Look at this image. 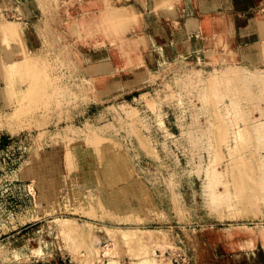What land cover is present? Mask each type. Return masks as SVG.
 Listing matches in <instances>:
<instances>
[{"label": "rangeland", "instance_id": "obj_1", "mask_svg": "<svg viewBox=\"0 0 264 264\" xmlns=\"http://www.w3.org/2000/svg\"><path fill=\"white\" fill-rule=\"evenodd\" d=\"M192 1L191 6L187 4L189 9L183 8L185 10L180 9L178 3L173 5L182 17L172 25L166 18L167 12L154 9L153 0H147L146 22L147 27L150 26L147 31L152 30L155 35L147 37L148 42L144 39L146 44H152L153 38L157 43L166 41L169 32L184 36L183 28L195 23L197 29L201 15L212 12L213 16L214 11L227 16L230 27L227 36L212 37L218 31L210 21L208 34L199 36L195 47L191 45L192 40L186 39L183 46L168 56L151 54L150 57V53L144 51L146 44L142 45L141 51H134L132 57L145 60L134 66L137 72L129 78L123 70L124 59L113 58L107 34H99V26L95 25L96 14L106 3L116 5L117 0H0V25L5 20L27 24V32L19 36L18 50H41L43 65L37 64V75L33 72L34 79L31 73L29 80L38 83L36 87L41 86L47 93L65 78H74L82 88L76 98L66 102L46 97L37 105V111L23 113L25 116L18 114L23 115L17 116L19 119L6 114L0 116V244L24 238L30 228L45 223L52 215L71 216L79 222L90 219L97 225L105 222L123 227L126 224L149 228L167 226L172 229L174 239L161 248L151 246L144 251L153 252L158 259H170L174 264H264V241L257 237L240 236L231 240L215 237L197 243L182 234V225L187 226L190 234L197 233L200 237L204 227L219 232V229L229 228L230 223L255 226L257 217L264 224V97L260 98L258 84L251 78L253 72L264 69V44H261L264 33L251 25L256 16L264 18V0H230L224 6L221 0L203 6L199 0ZM187 10L192 13L185 18ZM2 31L0 53L3 54V46L4 51L11 48L10 44L15 47L9 50L13 53L15 43L1 45L5 42L3 35H7ZM255 40L261 42L257 44ZM248 41L254 44L246 43ZM146 50H150V45ZM147 53L148 56L144 55ZM4 54L8 55L6 51ZM227 65L238 72V76L227 73L230 78L226 94L238 101L239 111L232 108L231 99L226 96L222 104H228L229 117L247 118L251 129L248 136L243 137L245 145L235 146L233 139L224 135L225 131L213 127L216 98L209 95L206 77L214 68L221 73ZM0 83H3L1 79ZM12 88L20 92L19 87ZM14 89L13 93L0 95V112L11 109L14 104L18 106L17 96L21 95L17 92L15 95ZM222 91L225 92L224 88ZM146 100L150 101L149 106L143 103ZM131 107L136 111L130 115L126 111ZM239 125L240 120L233 122L234 129ZM230 145L234 152L237 150L235 153L230 154ZM80 149L88 166L76 155ZM105 150L113 156L114 162L117 152L123 156L124 166L116 173V178L110 176V168L104 162ZM212 156L216 158L214 163ZM60 158L73 161L71 165L64 162L60 166L62 173L55 169L58 164L54 159L59 161ZM93 162L103 172L102 181L90 176L91 172L98 171L88 164ZM28 163H32L33 171ZM41 168L46 175L42 176ZM25 172H33L35 177L28 178ZM210 173L216 178H210ZM100 185L113 192L109 196L113 207L99 196ZM216 185L224 191L221 190V196L228 200V204L218 208L209 206ZM79 191L84 192L88 201L74 204L71 197L77 200L75 192ZM65 194L70 201L62 200ZM44 196L58 200H53L50 206L47 204L51 215L37 219L40 212L46 213V206L37 205ZM140 196L146 197L148 205L143 204V209L139 210L135 207L141 203ZM233 215L236 220L228 219L227 216ZM127 245L103 241L96 250L91 244L92 264L108 263L110 258L118 264H135L131 255L139 248ZM65 246L69 248L46 224L41 244L18 245L13 253L0 258V264H81L85 251ZM109 248L113 255H108ZM243 250L248 253L240 258Z\"/></svg>", "mask_w": 264, "mask_h": 264}, {"label": "bare ground", "instance_id": "obj_2", "mask_svg": "<svg viewBox=\"0 0 264 264\" xmlns=\"http://www.w3.org/2000/svg\"><path fill=\"white\" fill-rule=\"evenodd\" d=\"M117 1H118V3L116 5L106 3L105 8H102L100 10V12H98V14H96V16H95V21H96L95 25L97 24V26H99L98 27L99 32H100L99 34H101V35L107 34L108 41L110 42L109 49L112 52L113 58L115 60H117L119 58L124 59L123 70H125V72H126L125 77L132 78V77H134V74L137 72L136 68H135V67H137L136 64L138 62L145 60L144 58L141 59L137 56L132 57V53L136 50L141 51L140 46H142V45H143V47L145 46L146 41H147V37L150 36L152 38L153 35H155V34L152 32V30L147 31V29H149V27H150V26L147 27V22H146L148 20L147 16L149 15V11L147 10V7H148L147 6V0H117ZM181 1L182 0H153V8L156 10L161 9V10H164L165 12H167L166 18H167L168 22L173 25V24L178 23V21H180V19H179L180 16L176 15V13L179 14L178 10L175 11L173 8V5L178 3L179 5H181V6L178 5L179 8L180 9L182 8V10H185L186 8L183 9L184 7H187L189 9V7H188L189 2H191V3L194 2L192 0L191 1L183 0L182 2ZM189 6H191V4ZM190 9H191V7H190ZM168 10L171 11V13ZM104 11L107 14H104L105 13ZM190 12L191 11L189 10L188 13H190ZM183 13H186V12L185 11L181 12V14H183ZM209 13H206V14L204 13L201 15V21L199 20L197 22V25H196L197 29L194 32H188V33L184 32V36H179V33L175 34V33L169 32L171 38L168 39L167 41L163 42V43H157L156 39L153 38L154 41L152 42V44H146V46L144 47L145 49L143 48L145 53L149 52L150 54L147 53L144 55L148 56V54H149V56H150L152 54L151 56H157V57L158 56H160V57L168 56L170 53L175 52L178 47L183 46L184 45L183 42H185L186 39L192 40L191 45H193L194 47L197 46L199 43L198 37L199 36L202 37V35H204L205 32H206V34H208L209 28H208L207 24L210 21L214 22V24L216 26V30L218 31V33L212 34L211 36L212 37H220V38L226 37L230 31L229 22L226 21V19H224L223 15L218 13V12H217V14H213V16H211ZM208 19H209V21H208ZM24 23L26 26L27 25L26 22H24ZM133 23L135 24V26H133ZM130 24H132V26ZM142 24L144 26H146V29L142 28V26H143ZM1 25L0 26L2 28L0 27L1 28L0 31L3 29L4 34L7 33V35L9 34L8 36H10V39H9V37L7 35H3V40L5 42H3V40H2L1 43L3 42L5 44L2 43L1 45H7L8 46V43L13 42L16 44V50L15 51L13 50V53H11L12 51H9V50H11V48L15 49V47L13 48L12 47L13 45H11V44L9 45V47L11 46V48L6 46V49H8V48L9 49L5 50V51L7 52L8 55L10 53L9 56L8 55L6 56L4 54L5 53V51H4L5 47L3 46V49L1 48V50H3L4 55L0 53V71H1L0 72V76H1L0 79L3 81V83H0V91L3 92V93L0 92V95L5 94L6 92L8 95V94H10L9 93L10 91L13 93L12 90L14 88H12V87L15 85L17 88L18 87L20 88L18 90L20 92L18 93L17 90L14 89L15 90L14 94L17 92L18 95H21V97H20L21 99L19 98V96H17L18 99L20 100L19 101L17 98H15L16 97L15 96L14 99L18 100V103H17L18 106H15V104L13 105V107H12V105H9L12 108L5 110L4 111L5 113L0 112V116H3L6 114V116L10 115L13 117L14 116L17 117L18 114H21V113L22 114L26 113L25 115H27V113H30L32 111H37L38 110L37 105H39V102H41L42 100H44L46 97H49V96L51 97V99L54 98L55 100H57L59 102H62V101L66 102L69 98H72V97L76 98L78 96V93L80 92V90L82 88L80 87V84L76 80H74V78H71V79L65 78V79H61L59 82H56V84H54V89L52 90L51 93H47L44 90V88H42L41 86H40V89H39V87H36L38 85V83L32 82V80H29V77H30V74L32 73V77L34 78L33 72L37 71L36 70L37 64L39 66L43 65L42 56H41V54H39L41 50H39V51L38 50H33V51L27 50L26 52L22 51V50H24V48L23 49L21 48L22 50H18L17 44H19V42H20L19 36H22L27 32L25 29V26L22 22L8 21V20L6 21L5 20L4 23L2 21ZM95 25H93V26L95 27ZM128 25H130V27ZM251 25H254L255 27H257L261 34L264 33V18H260V17L256 16L255 21L252 22ZM127 27H129V29L126 30L125 32H123L124 28H127ZM187 27H188V25H187ZM190 27H192V26H190ZM140 28H142V29L140 30ZM119 32L121 33V35ZM91 33H94V32H91ZM0 34H1V32H0ZM2 34H1V36H2ZM118 35H120V36H118ZM262 36H264V34ZM0 38H2V37H0ZM6 38L9 39L7 44H6ZM144 39H146V41H144ZM255 41L256 42H254V43H257V44H258V42H261L259 40H255ZM262 41L264 42V39ZM263 42L261 44H264ZM246 43H250L252 45L253 41H248ZM149 45H150V50L147 51L146 49L148 48ZM187 47H190V46H187ZM225 47L226 46H224V48ZM211 51H212V49H211ZM36 59H37V61H36ZM43 59H45V58H43ZM160 60H161V58H160ZM42 72H41V74H42ZM227 73L234 75V76H238L237 69L234 68L233 66L227 65L226 68H224L221 73L218 72L217 68H214V71L211 72L206 77V84H208L209 95L210 96L213 95L216 98L215 99L216 104H215V108L213 110V113L215 114L216 119L214 118L215 123H213L214 124L213 127H215L216 129H218L220 131H223V133L225 131L224 135L226 136L228 134L229 135L228 138L231 137L233 139L235 146H238L240 144L245 145L246 144V138H243V137L248 136V133L251 129L250 125L247 122V118L245 116L237 117L235 115L229 117V111L227 108L228 104H224V105L222 104V99L224 96H226V97L231 99L230 103H231L232 108H234L236 111H239V107H238V103H237L238 101L236 99H234L233 97H231L230 94H226L227 92H229V87L227 84H228V80L230 78L229 74L227 75ZM38 74H39V72H38ZM35 75H37V72ZM251 76H252L251 78L253 79V81L258 84L260 98H263L264 97V69L256 70V72H253ZM13 77H15V78H13ZM45 79H46V77H45ZM30 81L32 84L30 83ZM33 81H35V80H33ZM24 84H26V85L24 86ZM222 88H224L225 92L222 91ZM42 89H43V92H40V90H42ZM17 93L15 95H17ZM14 94L12 96H14ZM23 94L25 95L24 98H23ZM207 95H208V92H207ZM1 96H3V95H1ZM9 96H11V95H9ZM14 102H15V100H14ZM143 103L147 106L150 105V101H148V100H146ZM30 104H32L33 107H30ZM134 110H135V108H132V107L128 108L126 113L131 115L132 113H134ZM149 110H151V109H149ZM19 116H21V115H19ZM16 117H14V119H16ZM239 120L241 121V125H239L237 129H234L233 128V122L239 123ZM158 123H160V122L158 121ZM229 151L231 154L233 151L232 146L229 147ZM236 151L237 150H235V152ZM81 152H82L81 149L77 150L76 155L82 164L87 165V162H84L86 157L81 156L80 155ZM95 153H96V151H95ZM99 153L102 154V152H100V151H99ZM103 154H104L103 159H105L104 162H106L108 169L110 168V176L112 178H116V173H118L122 169V166H124V165H122L123 163L121 162V161H124L121 159L123 156L121 155V153L117 152V154L115 156L117 158V160H115V162H114V161H112L113 156H110L109 152H107L105 150V151H103ZM212 158H213V156H212ZM93 159H94V157L92 156L90 158V160L93 161ZM51 160H53V158ZM51 160L48 161L49 164H50ZM54 161L57 162V164H58V165L55 164V169L58 170L57 171L58 173H62L59 170V168L61 165H63L64 162H66L67 165L68 164L71 165L73 162L69 159L62 160V158H60L59 161L57 159H54ZM215 161H216V158H213L212 163H214ZM32 163H34V161ZM32 163H28L27 165L29 166V164H31L30 166H32V171H33L34 167H33ZM88 164L91 166H94V170H98L95 173H92V172L90 173L91 178L93 180L101 179L103 172L100 171L97 163L93 162L91 164L90 163H88ZM34 166H36V165L34 164ZM96 166L98 169H96ZM242 166H243V164H242ZM248 167L249 166H246L245 168H248ZM102 169H103V167H102ZM22 170H24V169H22ZM30 171H31V167H30ZM39 171L43 173V175L40 174L39 176L46 175V173H44V169H42V170L39 169ZM35 173H37V172H35ZM23 174H24V176L26 175V177H28V178L30 175L34 176L33 172H31V174H28V172H25ZM209 175H210V178H212V177L216 178V177H214L215 174L210 173ZM34 177H31V178H34ZM38 177H36V179ZM41 177H39V178H41ZM84 177H85V179L88 178L86 175H84ZM101 181H102V179H101ZM98 182H100V181H98ZM100 186L102 187V189H101V192L99 193V196H101L102 201L106 205L113 207L114 205H112V201H110V197H111L110 194L113 192H111L110 189L106 190L105 188H103L102 185H100ZM135 189H137V188H135ZM221 190L222 189H220V186H218V185L214 186L213 196L210 199V205L209 206L214 207V208H218V206L220 207L223 204H228V200H225V198L223 196H221V193H220ZM75 197H77V200H75L73 197H71V202L74 201L73 202L74 204H76V203L83 204V203L88 201V198L84 195V192H80V191L78 193L75 192ZM140 198H141V203L139 205H137L135 207V209H139V208L143 209V207H144L143 204L148 205L145 196H140ZM63 199L65 202L70 201V198H68V196L66 194L63 195L62 200ZM53 200H58V199L57 198H51L49 196H44L41 198L40 201H38L37 205L40 207L41 206L47 207V204H48V206H50L52 204ZM67 209H68V205H67ZM71 209L75 210V208H71ZM49 210L50 209H48V207H47V209H45L46 213L40 212L39 215L37 213V215H38L37 219H41L45 216L51 215L52 211L50 212ZM39 211H41V210H39ZM65 211H66V209H65ZM70 212H72V211H70ZM236 216L240 217L238 215H236ZM227 217H228V219L233 218L231 220H236V218H234L235 217L234 215L231 217L230 216H227ZM34 218H36V217H34ZM127 219H129V218H127ZM135 219H136V217H135ZM258 219H260V217L255 218V220H257L255 226L245 224L244 222L241 224L230 223L229 228H227L225 230L219 229L220 230L219 232H217L218 229H215V228L211 229V228L204 227L201 230L202 233L200 234V237L196 236L197 233L190 234L187 226L182 225L181 228H182V234L184 237H186L190 241L191 240L196 241L197 243L199 241L206 240L209 238H215V237H219V238L224 237L226 239L231 240V239H236L240 236H248V237L250 236V237H255V238L257 237L259 239H262V241H264V224L261 223L260 221H258ZM45 220H46L45 223L36 224L32 228H30L28 230V232L26 233V236L24 238H17L15 240L11 241L10 243L0 244V258H3L5 256H8L11 253H13V251L15 250V247L18 245L30 244V245H33L35 247V246H37V244H41L42 238L44 237V228H45V225L47 224L50 226L51 231L54 230L64 240V243L69 245V248L70 247L74 248V249L77 248L78 250L81 249V250L85 251L86 257L84 256V260H80L81 264H92V262H91L92 259H90V257L92 255V251L94 253V250L93 249L91 250L92 247L90 245L93 244L95 247L94 249H96L98 246L100 247V245L103 241L111 242V245H112V243L115 245L116 244H123V245L125 244V246L127 244H129V245L133 244L135 246V248H139L138 250H135V251H137L136 253H132V255H131V257H132L131 259L135 260V264H174L173 262L170 261V259H167V260L158 259V256H156V254H154L153 252H149V250L144 251L145 249L147 250V247L149 248L151 246H154V247L159 246V248H161V246L163 247L164 245L169 244L171 242V240L174 239V234H173L172 229L167 227V226H158V227L149 228V227L141 226L140 224L139 225L134 224L135 226H130V224L129 225L126 224V226L123 227L122 225L117 224V223L116 224H107L105 222L97 225V224H94L90 219H85L84 221L79 222L74 217H71V216L59 217L56 215H52V217L50 219H45ZM117 220H119V219H117ZM117 220H116V222H117ZM131 220H129V221H131ZM139 220H140V218H139ZM119 222H122V221L119 220ZM126 222H128V220ZM131 222H133V221H131ZM131 225H133V224H131ZM198 230H196V231H198ZM104 245H106V243L103 244L102 247ZM112 247H114V246H112ZM66 248H68V247H66ZM106 248H107V246H106ZM96 250H98V248ZM140 250L141 251L143 250V252H140ZM152 250H153V248H152ZM105 251H106V249H105ZM110 251H109V253H108V251H106L105 255H107V253H108V255H113L112 249H110ZM252 251H253V249H252ZM246 252L248 253V251H246V250H243L242 252H240L239 257L240 258L245 257ZM254 252H250V253L254 254V256H255ZM110 253H112V254H110ZM249 257H250V259H252L253 255L249 256ZM110 259H109L108 263H104V264H118L116 262L117 260L115 261L113 259L112 260H110Z\"/></svg>", "mask_w": 264, "mask_h": 264}, {"label": "crops", "instance_id": "obj_3", "mask_svg": "<svg viewBox=\"0 0 264 264\" xmlns=\"http://www.w3.org/2000/svg\"><path fill=\"white\" fill-rule=\"evenodd\" d=\"M214 0H199V4L200 5H202L203 6V4H206V3H210V2H213ZM227 1H229L230 2V0H221V2H222V5L224 6L225 4H226V2ZM234 1V0H233ZM236 1V0H235ZM248 1V0H247ZM249 2H252V1H249ZM199 5V6H200ZM251 5H254L253 3H251ZM262 5H263V7H264V3H262ZM192 10V9H191ZM215 10V9H214ZM217 12L218 11H214L213 13H216L217 14ZM192 13V12H191ZM191 13H186V14H184V17L185 18H187V15L188 16H190L191 15ZM195 13V11H193V14ZM211 14H212V12H210ZM209 13V14H210ZM218 13H220V14H222L221 12H218ZM210 14V15H211ZM177 16H180V14H177ZM180 17H182V16H180ZM223 17H224V19H226V17L227 16H225V15H223ZM189 20V19H188ZM212 25H214L215 26V24H214V22L212 21V22H210ZM190 26H192V27H190ZM190 26L188 25V27L185 29V28H183L184 29V32L185 33H188V32H194L196 29H195V23H191L190 24ZM183 27V26H182ZM192 28V29H191ZM215 30H216V26H215ZM171 37H170V33H168V37H167V39H166V41L168 40V39H170ZM165 42V41H164ZM161 43H163V42H161Z\"/></svg>", "mask_w": 264, "mask_h": 264}]
</instances>
